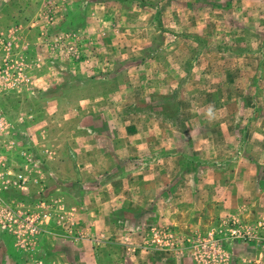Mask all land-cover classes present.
Here are the masks:
<instances>
[{
	"label": "rangeland",
	"instance_id": "374dc122",
	"mask_svg": "<svg viewBox=\"0 0 264 264\" xmlns=\"http://www.w3.org/2000/svg\"><path fill=\"white\" fill-rule=\"evenodd\" d=\"M0 67V264H264V0H0Z\"/></svg>",
	"mask_w": 264,
	"mask_h": 264
},
{
	"label": "built area",
	"instance_id": "2783aa9c",
	"mask_svg": "<svg viewBox=\"0 0 264 264\" xmlns=\"http://www.w3.org/2000/svg\"><path fill=\"white\" fill-rule=\"evenodd\" d=\"M3 125L4 120L0 115V128H2ZM22 224L26 225L29 234L33 235L38 230V226L40 224V217L36 214H32L29 223H27L26 221L23 222L22 220L20 221L16 213L0 201V232H12L16 234L15 229L23 227Z\"/></svg>",
	"mask_w": 264,
	"mask_h": 264
},
{
	"label": "crops",
	"instance_id": "0c3cea01",
	"mask_svg": "<svg viewBox=\"0 0 264 264\" xmlns=\"http://www.w3.org/2000/svg\"><path fill=\"white\" fill-rule=\"evenodd\" d=\"M240 247H239V250H242L243 251V249H245V247H246V245H239ZM243 246V247H242ZM251 250H252V248H251ZM245 253V252H244ZM254 257V258H253ZM257 257L259 258V256H258V254H254V255H252V254H248L247 256H245V257H240V258H243V259H249L248 261H252V258L254 259V260H256L257 259Z\"/></svg>",
	"mask_w": 264,
	"mask_h": 264
}]
</instances>
